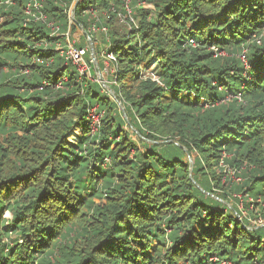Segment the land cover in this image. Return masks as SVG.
<instances>
[{
	"label": "trees",
	"instance_id": "16d2710c",
	"mask_svg": "<svg viewBox=\"0 0 264 264\" xmlns=\"http://www.w3.org/2000/svg\"><path fill=\"white\" fill-rule=\"evenodd\" d=\"M38 1L45 22L33 0H0V264H264V225L237 221L225 191L264 220V0H130L133 15L79 0L77 26L109 28L123 107L56 50L74 0ZM120 15L139 20L128 39ZM151 66L159 80L142 81Z\"/></svg>",
	"mask_w": 264,
	"mask_h": 264
},
{
	"label": "rangeland",
	"instance_id": "374dc122",
	"mask_svg": "<svg viewBox=\"0 0 264 264\" xmlns=\"http://www.w3.org/2000/svg\"><path fill=\"white\" fill-rule=\"evenodd\" d=\"M78 2L79 0H74V2L67 8V14L70 18V22H71V26H70V41H71V44L73 45L74 43L75 44H81L83 46H86L88 48V51H89V54H88V57H86V60L88 61V59L91 58L92 56V50H91V46L94 47V54L96 56V54L98 53V50H103L107 47V38L105 37V33L101 32V31H92V34H93V37L95 39V41L92 39L91 41L88 40L87 38V30L81 26H77V23L75 21V18L77 17V13H76V10H77V5H78ZM39 3V2H37ZM140 7L144 8V9H149L147 10L148 12H150V14L152 15L153 13H155V8H153V5H149V4H144L142 3V5H140ZM27 10V9H26ZM134 14V11H131V14L130 15H133ZM138 19H129V22L127 21V18L126 17H122V16H119V20L118 18H114V24H113V27H116L117 30L120 31L121 35H123L125 38L128 39L130 33H132L134 30H137L138 29ZM76 23V25H75ZM102 29V28H101ZM109 30V28H108ZM103 33V34H102ZM264 34V31L262 32V34L260 36H258L256 38L259 39L262 35ZM92 43V45H91ZM222 57H227V53L225 51H222ZM97 63L99 64L98 60H97ZM154 68V66H151L149 69H146L141 73V80L146 82V81H153V82H157L159 80V77L157 76V74L155 72L152 71V69ZM119 70V68H118ZM92 75H93V80H91L92 83H96L98 84V86L100 87V90H101V93L105 96H107L111 102H115V100L112 98V96L114 94H112L111 92H114L115 93V96L117 98V100H119L122 104V107L124 106V104L127 102V100H125V98H121V94H122V91L120 92V95H118L117 97V94L115 92V88L118 87L120 88V83H115L113 85L109 86L111 88H106V87H103V80L105 81H109L111 82L112 80H114L115 76L112 77L108 74H106L104 71L102 72V69L100 70L98 68V65H96L95 69L92 68ZM95 80V81H94ZM102 86H101V85ZM136 87V85H135ZM135 87H124V89L126 90H129L130 94L131 95H134L136 93L135 91ZM108 90L109 95L107 92H105V89ZM104 90V91H103ZM121 107V106H120ZM127 131H129V134H130V140L133 141V143H137V145L139 147H141L143 145V143L141 142V136L140 134L138 133V131H136L134 128H132L130 125H127ZM71 141H73L72 139H70ZM173 140V139H172ZM180 140L179 136H175V139L174 141L175 142H178ZM145 143H153V142H150L149 139L145 140ZM187 149V147H185ZM188 151V150H186ZM188 154L186 155V158H185V161L187 163H192L193 162V159H194V156L196 155H193V152H187ZM225 170V176L223 178V182L226 180H230L231 182H234L235 184H238L240 183V179L238 178V175L236 173V170L232 169V168H225L223 169ZM225 181V183H226ZM216 189V188H215ZM232 190L234 191H230L228 188L225 190L227 193H228V196H227V200H228V203L229 205H233L236 210L242 215L241 217L237 216L236 214H234L235 216V219L237 221H239L240 223H243L244 221L246 222L247 220L249 221L250 219H252V224H254L253 221L254 220V217L251 218L247 212H251V211H257L258 209V205L255 204V201L253 200H250L249 198H245V195L243 193H236L235 192V189L233 188ZM216 191H218L220 194L224 193L223 190H220V189H216ZM244 198L246 199V201H249L250 203V209H247L245 207V204L242 203V201L244 200ZM220 208H223V206L221 205ZM6 216L9 217V213H6ZM260 223V222H259ZM261 223H264V220H262Z\"/></svg>",
	"mask_w": 264,
	"mask_h": 264
},
{
	"label": "built area",
	"instance_id": "2783aa9c",
	"mask_svg": "<svg viewBox=\"0 0 264 264\" xmlns=\"http://www.w3.org/2000/svg\"><path fill=\"white\" fill-rule=\"evenodd\" d=\"M37 2H39V1L33 0V6H34V9L37 10V14H35V12L33 11V9L31 8L30 5H28V7L26 8L27 9L26 13L28 15L35 17L36 20L45 22V20H46L45 15L41 11L42 6H41L40 2L39 3H37ZM129 3H130V0H127V2L125 3V8L128 12V15L131 14V9L129 7ZM70 26H71V22L69 25V32L65 34L66 44L62 45V43L57 42L56 50L60 51V54L65 59L66 63H72L76 67L77 72H79L80 78L87 79L91 82V80H93V75H92L91 71H92V68L95 69V67H96L95 59L91 56V58L88 59V61L86 60V57L89 54L88 48L86 46L85 47H78L77 44H75V43L73 45L71 44ZM48 27L52 30V33H53L52 35H58L59 27H57L51 23L48 24ZM92 31H101V32L105 33V35H107L108 28L106 26H104V27L98 26L95 23L92 25V28L90 31L91 35H93ZM90 34L87 33V38H88V40L91 41ZM257 42H258V44L261 43L260 40ZM213 49L215 51V56H221L222 55V52H219L218 49H215V48H213ZM239 57L241 58V62L243 64V66L248 68L247 50L246 49L243 50V52L239 55ZM98 59H100V64H101V67L98 64V68L100 70L102 69V72L104 71L106 74H108L112 77L115 76L114 80H112L111 82H109L108 80L105 81L102 79L103 87L111 88L110 87L111 85L117 83V73H118V68H119L118 60H117L115 54L113 52L109 51V46L106 47L105 49L101 50L99 57L96 54V60H98ZM98 62H99V60H98ZM23 73L28 74L29 69L23 70ZM65 80H66V78H65ZM109 84H110V86H109ZM105 92H107L109 95V93L111 91L108 92V90L105 89ZM111 93L114 94L112 96V98L117 99L115 96V93L114 92H111ZM118 103L120 106H122L120 101H118ZM103 115H104V112L100 110V107L98 105L90 106L88 108L87 119L90 122V127H91V130L93 133L97 132L101 128ZM250 221L252 222L251 219H250ZM253 222H254V225H264V223H261L262 220H255ZM206 264H234V263H232L231 261H223L217 257H213V258L209 259V261Z\"/></svg>",
	"mask_w": 264,
	"mask_h": 264
},
{
	"label": "water",
	"instance_id": "95a60500",
	"mask_svg": "<svg viewBox=\"0 0 264 264\" xmlns=\"http://www.w3.org/2000/svg\"><path fill=\"white\" fill-rule=\"evenodd\" d=\"M91 45H92V43H91ZM91 50H92V57L95 59V64L98 65L97 60H96V56L94 54V47L93 46H91Z\"/></svg>",
	"mask_w": 264,
	"mask_h": 264
}]
</instances>
